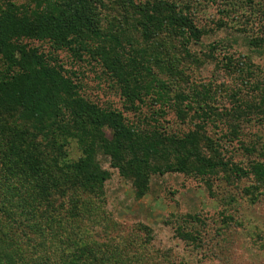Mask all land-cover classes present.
Here are the masks:
<instances>
[{"label": "trees", "instance_id": "obj_1", "mask_svg": "<svg viewBox=\"0 0 264 264\" xmlns=\"http://www.w3.org/2000/svg\"><path fill=\"white\" fill-rule=\"evenodd\" d=\"M182 10L164 0H0V264H141L107 244L99 252L78 225L109 177L94 161L99 151L111 155L138 197L147 193L151 174L183 171L193 160L207 180L226 174L264 185V148L240 143L247 162L225 158L221 151L227 149L204 131L210 126L220 132L222 125L208 103L198 112L186 94L175 96L177 116L185 117L181 103L187 105L202 119L196 127L203 134H187L174 150L177 162L158 167L149 158L165 138L162 132L150 131L154 139L138 134L123 111L102 108L81 90L74 65L100 59L127 112L134 111L129 104L144 103V92L165 103L166 85L148 65L151 60L137 57L135 49L126 52L120 37L128 33L133 45L132 35L148 41L165 32L175 42L184 40L188 55L189 39L200 45L202 32ZM106 13L111 20L104 26ZM63 54L71 63L62 61ZM178 63L159 66L175 73ZM245 82L263 95L257 104L237 108V115L264 121V84ZM203 91V98L211 96ZM229 120V133L220 138L237 139L239 125ZM197 137L206 142L200 151ZM73 142L77 159L68 151Z\"/></svg>", "mask_w": 264, "mask_h": 264}, {"label": "rangeland", "instance_id": "obj_2", "mask_svg": "<svg viewBox=\"0 0 264 264\" xmlns=\"http://www.w3.org/2000/svg\"><path fill=\"white\" fill-rule=\"evenodd\" d=\"M164 1L174 2L191 14L202 32L200 45L189 39L187 55L182 49L184 40L175 42L165 32L148 41L140 34L132 35L133 45L128 33L120 41L126 52L135 49L137 57L151 60L148 65L166 85L167 101L161 103L154 92L147 96L144 92L140 96L144 103L138 100L133 106L129 104L134 111L127 112L118 84L108 77L100 59L74 65L84 96L102 108L123 111L138 134L162 132L165 138L159 139L156 154L149 158L158 167L177 162L174 150L187 134H203L196 127L197 123L204 124L202 119L187 105L181 103L185 117L177 116L175 96L186 94L198 112L200 105L208 103L219 114L222 125L220 132L207 126L205 134L227 149L221 151L225 158L246 163L247 154L240 143L264 148V121L236 112L237 108L244 110L246 104L259 103L263 95L245 81L264 84V0ZM105 16L104 26L111 20L107 13ZM209 45L215 47L209 50ZM155 55L159 63L153 59H158ZM59 57L71 63L66 55ZM177 59L175 73L162 70V65ZM203 89L211 96L203 98ZM228 112L232 116H226ZM228 117L239 125L237 139L220 138L229 133ZM105 134L109 139L108 129ZM199 141L197 137L198 151L206 144ZM74 143L68 150L71 159L80 156ZM202 152L207 154L205 149ZM94 161L109 177L78 225L86 230L89 241L96 242L99 252L107 244L110 250L114 248L141 264H264L263 184L226 174L207 180L193 160L186 170L151 174L147 193L138 197L132 180L113 166L109 153L99 151Z\"/></svg>", "mask_w": 264, "mask_h": 264}]
</instances>
